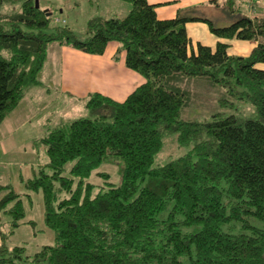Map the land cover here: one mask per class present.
I'll return each instance as SVG.
<instances>
[{
    "label": "trees",
    "instance_id": "trees-1",
    "mask_svg": "<svg viewBox=\"0 0 264 264\" xmlns=\"http://www.w3.org/2000/svg\"><path fill=\"white\" fill-rule=\"evenodd\" d=\"M120 1L127 16L90 19L80 40L52 27L35 0H0V125L40 85L52 45L101 56L117 43L126 67L145 80L122 102L89 94L91 118L33 141L46 162L21 182L42 192L54 244L32 255L10 247L22 198L31 196L0 187V264H264V16L238 18L242 6L225 0L233 19L217 27L193 10L160 20L148 0ZM6 4L14 9L3 13ZM192 22L218 39L257 45L247 57L229 55L224 43L194 48ZM197 81L217 89L215 110L186 119L185 86ZM244 105L258 120L240 115ZM169 139L184 153L158 164ZM108 161L121 163L120 182L99 173L106 183L95 192L87 180Z\"/></svg>",
    "mask_w": 264,
    "mask_h": 264
},
{
    "label": "crops",
    "instance_id": "crops-1",
    "mask_svg": "<svg viewBox=\"0 0 264 264\" xmlns=\"http://www.w3.org/2000/svg\"><path fill=\"white\" fill-rule=\"evenodd\" d=\"M223 1L225 0H157L151 3L148 0V3L154 7L158 19L170 20L175 18L179 11L193 10L196 13V9L200 5L207 4L211 9L223 10L225 8L222 7ZM230 1L234 3V6H242L246 9L249 18L259 15L264 16V0ZM123 11L127 15L130 7L129 9L124 8ZM228 23L230 22L220 24L217 27H226ZM186 32L194 48L197 44H200L215 49L218 43H224L229 46L228 54L231 56L247 57L257 45V43L250 41L218 39L210 34L206 25L199 22L186 24ZM116 44L110 45L111 54L107 58L104 57L106 51L101 56H90L69 46L52 45L49 48L46 63L39 76L40 85L32 88L18 107L0 125V187L10 186L11 176L7 168V162H3V158H7L9 153L25 150L24 154H27L26 148L29 154H35L37 157L39 153H44L42 149L36 150L32 145L33 141L43 136V131L48 130L47 125L44 126L43 124V116L45 118L48 116L46 113L47 108L44 107L43 103L45 97L55 92L56 101L60 100L62 103L63 99L65 100L68 97L69 92H88V95L98 93L112 99H120V102H122L133 92L129 93L126 87L136 73L120 68L119 72L123 75V77H120L107 71V69H110L107 64L109 67L111 65L118 67L121 64L125 66L124 54L118 53L120 46ZM125 68L128 69L126 66ZM50 69H53V71L50 72ZM132 87L134 88V86ZM60 104L56 109H61ZM14 164L18 165L19 176L23 180L25 178L21 166L29 168L31 174V168L38 165L35 160H23L22 158ZM2 196V193H0V198Z\"/></svg>",
    "mask_w": 264,
    "mask_h": 264
},
{
    "label": "rangeland",
    "instance_id": "rangeland-1",
    "mask_svg": "<svg viewBox=\"0 0 264 264\" xmlns=\"http://www.w3.org/2000/svg\"><path fill=\"white\" fill-rule=\"evenodd\" d=\"M155 1L157 0H150L151 3ZM38 5L41 10L47 11L51 14L52 27H66L73 31L75 36L80 40L85 39L84 33L87 23L90 19L96 16L105 17L107 19H122L127 16L123 9H129V5L120 0H38ZM13 9V7L6 4L1 8V11L4 13L7 10L11 11ZM16 9H18V7H16ZM246 12L247 10L242 7L238 18L247 17ZM192 15L208 18L212 21V23L214 22L215 26H220V24L223 23L226 24V22H230L228 23V25H230L232 22L231 20L233 19L226 9H211L207 4L198 6L196 9V13H194L193 11ZM57 20H59L60 22L58 23ZM112 44L114 45L116 43L109 44L106 49V54L104 56L105 58H107V56L111 54L110 45ZM107 66L108 68H110L107 69L109 73L112 72L114 75H118L120 77H123V75L119 72L120 68L130 71L126 69V65L124 66L123 64L118 67L112 65L109 67L108 64ZM51 70L53 71V69H50V72ZM144 81L145 80L142 76L135 74L133 79L130 80V84L127 85L126 89L130 93L131 91H134L135 87L142 84ZM132 86H134V88ZM185 88L191 94V105L185 110L184 118L190 119L195 116H207L215 110V103L218 97L216 88L209 86L203 81L187 83ZM87 97L88 92H69L68 97L65 98V100L63 99V102L61 103L60 100L56 101V93L52 92L48 97H45L43 99L45 101L43 102L44 107L47 108L46 113L48 114L47 118L43 116L44 126L47 125L46 128L48 130H52L61 123H68L81 118H91L92 115L85 107L88 100ZM114 100L120 102V99L116 98ZM59 104L61 105V109H56ZM239 113L240 115L246 116L249 119L258 120V115L255 113V111H251V108L247 105L242 106L239 110ZM47 121L48 123L46 124ZM44 132L45 131H43V134ZM24 151L25 150H21L17 153H9V156L7 158H3V162H7V168L11 176L10 186L12 187L14 192L20 195L30 194L31 196L30 198H22V205L24 208L25 216L22 225L13 233V235H11L9 245L10 247H23L26 249L28 255H32L43 246H52L54 244L55 235L54 232L51 229L47 228L44 224L42 192H27L19 176V167L18 165L14 164L21 158L23 160H35L40 164L41 162H46L45 154L39 153L37 157L35 154H29L27 148V154H24ZM182 153H184V150L181 151L177 147L174 139H169L167 140L164 152L158 157L157 163L164 164L168 161V159L175 158ZM119 163L120 162L118 161L105 162L91 174V176L87 180V183L95 187V192L100 188L105 187L106 181H104V179L99 176V173H103L107 174L110 177V184L118 185L120 182V176L118 175V166L121 164ZM21 168L25 179L31 177L32 174L29 173V168H25V166H21ZM70 168L71 165L66 166V172L64 176H69L68 171ZM7 221L8 218L3 215L2 223H5ZM29 222H31L32 224H29Z\"/></svg>",
    "mask_w": 264,
    "mask_h": 264
},
{
    "label": "water",
    "instance_id": "water-1",
    "mask_svg": "<svg viewBox=\"0 0 264 264\" xmlns=\"http://www.w3.org/2000/svg\"><path fill=\"white\" fill-rule=\"evenodd\" d=\"M35 6H36V8H38V0H35Z\"/></svg>",
    "mask_w": 264,
    "mask_h": 264
},
{
    "label": "built area",
    "instance_id": "built-area-1",
    "mask_svg": "<svg viewBox=\"0 0 264 264\" xmlns=\"http://www.w3.org/2000/svg\"><path fill=\"white\" fill-rule=\"evenodd\" d=\"M57 22L59 23L60 21H59V20H57Z\"/></svg>",
    "mask_w": 264,
    "mask_h": 264
}]
</instances>
